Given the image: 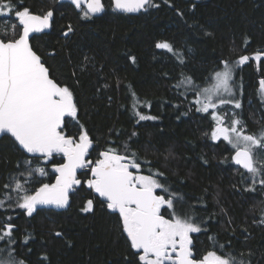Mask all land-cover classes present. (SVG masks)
Listing matches in <instances>:
<instances>
[{
  "label": "trees",
  "instance_id": "obj_1",
  "mask_svg": "<svg viewBox=\"0 0 264 264\" xmlns=\"http://www.w3.org/2000/svg\"><path fill=\"white\" fill-rule=\"evenodd\" d=\"M104 3L102 15L85 18V9L78 11L69 2L12 0L17 8L28 7L35 14L54 12L50 31L35 33L32 45L51 76L73 93L77 118H66L64 132L74 137L81 130L88 132L94 141L88 160L95 162L109 147L123 154L127 144L142 160L151 161L142 164L145 174L149 168L163 172L161 183L184 197L183 207L192 206L202 229L192 235L195 258L216 250L230 252L245 264H264V224L259 223L264 186L245 191L251 181L242 180L244 170L231 161L234 150L223 139H211L216 124L210 113L197 112L190 103L193 95L182 96L183 89L174 87L181 74L202 87L222 60L231 63L264 51V0H153L158 7L138 15L115 10L112 0ZM17 23L14 13L0 15V35H11ZM69 26L72 31L65 36ZM163 41L182 54L183 64L173 53L155 47ZM261 79L264 57L234 69L235 98L242 107L232 108L250 134L264 128V103L257 92ZM136 100L137 111L157 119L137 124L132 109ZM26 160L31 168L46 172L26 185L30 193L43 183H54L53 165L64 162L61 155L47 160L29 156L10 135L0 136V199L9 191L4 186L11 176L23 179ZM90 177L88 169L79 174L81 184L75 186L66 210L42 207L28 216L14 202L0 209V226L8 217L15 226L16 259L25 264H139L118 213L108 210L87 186ZM88 200L93 201L91 212L82 210ZM217 244L225 248L214 247ZM0 247L7 245L0 242Z\"/></svg>",
  "mask_w": 264,
  "mask_h": 264
},
{
  "label": "snow or ice",
  "instance_id": "obj_2",
  "mask_svg": "<svg viewBox=\"0 0 264 264\" xmlns=\"http://www.w3.org/2000/svg\"><path fill=\"white\" fill-rule=\"evenodd\" d=\"M72 3L77 8L86 3L85 18L99 14L105 8L102 0H72ZM112 6L123 13L158 7L153 0H112ZM12 13L17 25L11 35L7 32L0 35V136L10 135L22 151L41 154L45 160L54 153L62 154L64 163L53 165L58 173L54 183H43L30 193L26 185L35 175L45 176L46 172L43 167L31 168V161H24L28 166L26 174H20L23 179L15 175L10 177L11 183L4 186L9 191L0 199V209L14 202L15 207L26 210L31 216L38 205L66 208L73 187L81 184L77 170L88 169L91 177L86 181L87 186L102 198L101 202L108 210L118 213L122 233L126 234L130 248L138 255L139 264H245L243 259L230 252L219 254L216 250L195 258L190 234L200 233L202 229L191 212L192 206L185 209L184 197L161 183L164 173L159 169L149 168L148 174H144L142 164L148 165L151 161L142 160L139 153L127 144L123 145V154L109 147L99 153L100 158L95 162L87 159L93 143L88 132L81 130L78 137L64 132L65 118H77L73 93L67 86L50 78L48 68L30 43V34L51 27L54 12L50 9L43 14H34L28 7L17 8L12 0H0V15ZM16 28L20 31L17 32ZM71 31L69 26L64 35ZM155 47L173 53L179 63H184L182 54L169 42H157ZM262 57L264 52L257 51L253 57L242 55L231 63L222 60L220 68L205 78L202 87L192 77L183 74L174 85L178 91L183 89L180 95H193L190 103L197 112L210 113L216 124L211 139L219 141L222 138L231 146L234 150L231 161L244 170L242 180L251 181L245 191L253 192L257 184L264 186V160H257V153L264 151V128L257 133H247L246 125L235 113L230 126H226L225 117L218 109L225 105H233L235 109L242 107L241 101L235 98L234 69L250 59L260 61ZM131 59L135 62V57ZM257 92L264 103V79L259 80ZM132 95L135 97V93ZM139 103L136 100L132 105L137 124L157 119L137 111ZM131 135L137 136L138 133ZM10 193H15V197ZM82 210L91 212L93 201L88 200ZM6 219L8 223L0 226V242L7 245L0 247V264H25L24 260L16 259V241L12 235L15 226L11 217ZM259 223L264 224V212ZM27 240L25 237V244ZM214 247L224 249L225 245Z\"/></svg>",
  "mask_w": 264,
  "mask_h": 264
},
{
  "label": "water",
  "instance_id": "obj_3",
  "mask_svg": "<svg viewBox=\"0 0 264 264\" xmlns=\"http://www.w3.org/2000/svg\"><path fill=\"white\" fill-rule=\"evenodd\" d=\"M59 2H69V3H71L78 11H82L83 9H86L87 8V5H86V3H84V4H82L81 5V7L80 8H77L73 3H72V0H58ZM102 3L104 4V0H102ZM104 6H105V4H104ZM105 10H106V7L104 8V11L103 12H101V13H99V14H94V16H99V15H102L104 12H105ZM141 12H143V11H141ZM141 12H138V13H128V14H132V15H138L139 13H141ZM35 14V13H34ZM53 20V19H52ZM52 26V25H51ZM50 29H51V27L50 28H48V29H46V30H44V32H49L50 31ZM44 32H42V33H44ZM34 34L35 33H32V34H30V43H31V45H32V38H33V36H34ZM32 47H33V45H32ZM33 50L36 52V50L33 48ZM37 53V52H36ZM37 55H39L38 53H37ZM40 56V55H39ZM41 57V56H40ZM41 61L43 62V59L41 58ZM44 63V62H43ZM45 64V63H44ZM45 66H46V64H45ZM47 67V66H46ZM48 68V67H47ZM48 70H49V68H48ZM49 76H50V78H52L53 80H55L52 76H51V73H50V70H49ZM56 81V80H55ZM57 82V81H56ZM58 83V82H57ZM59 84V83H58ZM59 85H61V84H59ZM62 86V85H61ZM75 101V100H74ZM67 118V117H66ZM66 118H65V120H66ZM90 137V136H89ZM91 138V137H90ZM92 140V139H91ZM92 147L89 149V153L92 151V149H93V146H94V141L92 140ZM26 153V152H25ZM26 154H28L29 156H33V157H43L41 154H30V153H26ZM233 154H234V152H233ZM56 155H61L62 156V154H56V153H54L53 154V156H56ZM88 157H89V154H88V156H87V159H88ZM62 163H64V162H62ZM84 169H78L77 170V179H78V177H79V174L83 171ZM56 174H58V173H56ZM76 186V185H75ZM75 186L73 187V190L70 192V194H69V205L66 207V208H56L55 206H49V205H38L37 206V209H39V208H42V207H52V208H55V209H57V210H66V209H68L69 208V206H70V204H71V195H72V193H73V191H74V188H75ZM95 193V192H94ZM96 194V193H95ZM158 194H160V193H158ZM97 196H98V194H96ZM100 198V197H99ZM101 200H102V198H100ZM126 235V234H125ZM135 251V250H134Z\"/></svg>",
  "mask_w": 264,
  "mask_h": 264
},
{
  "label": "rangeland",
  "instance_id": "obj_4",
  "mask_svg": "<svg viewBox=\"0 0 264 264\" xmlns=\"http://www.w3.org/2000/svg\"><path fill=\"white\" fill-rule=\"evenodd\" d=\"M264 52V51H262ZM233 76H234V73H233ZM234 107L233 105H225L223 106L222 108L218 109V112L220 115L224 116L225 117V125L226 126H230V122L231 120L234 118L233 117V113H235V110L232 108ZM228 114L229 116L231 117L230 121L228 118ZM236 116V115H235ZM216 126V125H215ZM214 126V127H215ZM248 133V132H247ZM222 139V138H221ZM231 147V146H230ZM257 160L260 161V160H264V151H260L257 153ZM145 174V173H144ZM194 233L190 234L191 236L193 235Z\"/></svg>",
  "mask_w": 264,
  "mask_h": 264
},
{
  "label": "flooded vegetation",
  "instance_id": "obj_5",
  "mask_svg": "<svg viewBox=\"0 0 264 264\" xmlns=\"http://www.w3.org/2000/svg\"><path fill=\"white\" fill-rule=\"evenodd\" d=\"M105 4V3H104ZM86 10V9H85ZM167 216V215H166ZM191 238H192V236H191ZM192 241H193V239H192ZM193 252H194V250H193Z\"/></svg>",
  "mask_w": 264,
  "mask_h": 264
}]
</instances>
